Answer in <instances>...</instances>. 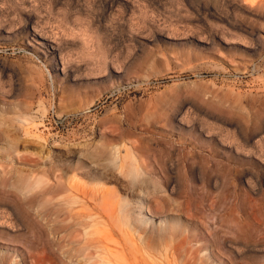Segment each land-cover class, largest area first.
Listing matches in <instances>:
<instances>
[{
	"label": "rangeland",
	"instance_id": "1",
	"mask_svg": "<svg viewBox=\"0 0 264 264\" xmlns=\"http://www.w3.org/2000/svg\"><path fill=\"white\" fill-rule=\"evenodd\" d=\"M0 264H264V0H0Z\"/></svg>",
	"mask_w": 264,
	"mask_h": 264
},
{
	"label": "bare ground",
	"instance_id": "2",
	"mask_svg": "<svg viewBox=\"0 0 264 264\" xmlns=\"http://www.w3.org/2000/svg\"><path fill=\"white\" fill-rule=\"evenodd\" d=\"M48 48V47H47ZM171 158V157H170ZM173 159V158H172ZM172 166V165H171Z\"/></svg>",
	"mask_w": 264,
	"mask_h": 264
}]
</instances>
